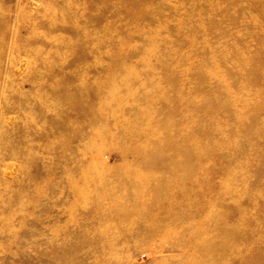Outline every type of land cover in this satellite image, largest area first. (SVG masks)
<instances>
[{
  "label": "rangeland",
  "instance_id": "obj_1",
  "mask_svg": "<svg viewBox=\"0 0 264 264\" xmlns=\"http://www.w3.org/2000/svg\"><path fill=\"white\" fill-rule=\"evenodd\" d=\"M0 264H264V0H0Z\"/></svg>",
  "mask_w": 264,
  "mask_h": 264
},
{
  "label": "bare ground",
  "instance_id": "obj_2",
  "mask_svg": "<svg viewBox=\"0 0 264 264\" xmlns=\"http://www.w3.org/2000/svg\"><path fill=\"white\" fill-rule=\"evenodd\" d=\"M128 77H130V76H128ZM125 78V77H124ZM149 114V113H148ZM117 118V117H116ZM146 118H148V117H146ZM115 125V124H114ZM139 135V134H138ZM141 157V156H140ZM142 157H143V155H142ZM174 231V230H173Z\"/></svg>",
  "mask_w": 264,
  "mask_h": 264
}]
</instances>
